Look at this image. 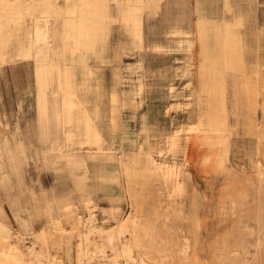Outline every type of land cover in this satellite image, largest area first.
<instances>
[{"label":"rangeland","instance_id":"374dc122","mask_svg":"<svg viewBox=\"0 0 264 264\" xmlns=\"http://www.w3.org/2000/svg\"><path fill=\"white\" fill-rule=\"evenodd\" d=\"M74 2L82 8L84 26L94 29L86 33L109 34L111 21L106 0ZM231 3L235 11L240 9L246 14L244 28L249 50L245 60L250 67L247 75H255L257 46L259 84L263 89L254 77L234 79L233 88L227 93V131L216 134L210 145L197 147L190 142L186 148L190 161L187 164L180 152L169 147L167 139L173 131L195 121L196 103L189 95V78L182 72L186 54L177 38L167 39L166 32L173 26L204 30L213 25L212 20L197 15L199 12L217 20L220 39L225 42L224 49L218 48L219 54L222 53L220 69L226 75L232 67L231 54L236 57L240 53L231 41V36L236 34L234 23L242 22L239 13L235 17L226 11V1L151 0L140 9L144 27L142 47H126L115 62L107 58L99 64L92 80L100 85L98 123L103 130L104 144L109 147L105 152L110 157L84 156L88 176L84 192L75 184V178L84 169L72 170L63 160L50 162L51 158L44 155L47 143L38 137L33 68L30 62H20L19 58L29 47L35 29L33 16L21 20L20 15L32 12L34 7L25 2L15 14L0 16V149L3 153L0 178L7 181L0 183V222L10 229V243L24 255L27 247L43 251L45 257L39 258V264L51 258L55 264H101L104 260L91 245L84 248L78 263L79 232H85L84 226L92 224L115 225L122 217L138 211L148 229L142 246L132 251L135 264H264V0H231ZM138 31L134 33L137 39L142 34V30ZM79 34L88 39L85 34ZM116 34L114 30L113 37ZM154 44L163 45L164 49L155 51ZM89 63L95 64L93 59ZM115 67L121 75L118 91L130 90L137 103L119 109L120 128L111 134L107 121ZM76 77H82L80 72ZM91 107L89 103L88 108ZM16 144H22L23 151H17ZM71 150L85 154V149L78 148L77 144ZM139 150L183 171L186 177L180 188L165 184L160 176L150 175L148 179H139L132 186L131 195L127 194L117 159H125ZM207 153L212 158L209 163H203L201 158ZM105 174H114L116 179L100 178ZM85 193L92 201L94 214L89 221L85 220L88 212L81 206V196ZM14 200L23 210L19 214ZM65 200L72 203L70 216L64 215L61 209ZM45 204L50 207V216L36 213L26 224L22 218L33 215V206ZM76 217L82 223H76ZM50 218L57 219L59 229H47L52 241L43 243L31 232L51 226ZM21 222L26 227L32 223V231L24 229ZM90 238L99 245L97 234ZM6 239V234L0 232V242ZM104 250L106 255H111L109 248ZM119 260L123 262L122 258Z\"/></svg>","mask_w":264,"mask_h":264},{"label":"bare ground","instance_id":"6f19581e","mask_svg":"<svg viewBox=\"0 0 264 264\" xmlns=\"http://www.w3.org/2000/svg\"><path fill=\"white\" fill-rule=\"evenodd\" d=\"M56 1L58 0H0V16L15 14L19 6L25 2L31 3L35 8L40 2L53 4ZM221 1L227 2L226 11L232 12L235 17H237L238 13L240 14L238 18L243 24L242 41L246 53L249 50L246 43V30L244 28L246 14H243L240 9L235 11L231 0ZM197 15L204 16L214 22L204 34V49L206 53L216 38L218 21L207 17L201 12L197 13ZM66 19L65 14H61L58 17L50 18L44 16L43 24L41 25L36 21L30 45L23 55L26 58L33 57L36 53L42 55L43 61L35 62L32 70L35 86L34 107L38 137L42 142L47 143L44 155H46L45 157H49L48 159L51 158L50 162L52 163L63 160L72 170L77 168L84 169L83 174L75 178L77 189L84 192L85 180L88 177L84 166L86 157L88 158L93 155H107L110 157V154L105 152V149H109V147L104 144L103 130L98 123V119L100 118L98 104V100L101 98L100 85L98 81L93 83L92 80L97 68L100 67L99 64L105 62L107 58L115 62L119 58L120 51H123L126 47L141 48L144 39V28L142 34L140 33L139 35V39H137L128 21L119 16L112 17L108 48L91 49L87 47V40L76 30L68 26ZM171 28V30L166 32L169 35L167 39L169 37L173 39L177 38L178 45L183 48L186 54V61L182 72L185 77L189 78L191 85V93L189 95L195 99L196 107L194 108V112L196 119L194 122L173 131L169 135L167 142L169 147L174 151L180 152L183 155L184 161L189 164L190 161L187 159L188 154L186 151L188 144L192 142L197 147L200 144L210 145L216 134L227 131L229 115L224 108L220 110H213L211 108L212 95L222 90L220 73L213 64L208 70L209 82L202 89L199 90L198 88L199 69L195 59L197 57L196 52L200 37L197 31L193 26L188 30L180 29L178 26ZM114 30H117L116 38L113 37ZM152 48L155 51H162L164 46L154 44ZM254 51L256 55L253 65V68L256 69H254V78L260 89H263L259 84L260 65L258 63L260 59L259 54H257V46ZM91 59L95 63L93 66L89 63ZM248 62H246V65L250 68ZM252 62L250 61V63ZM78 72L82 75L80 79L76 77ZM120 76L118 68L115 67L111 78L112 90L109 93L110 106L107 121V130L111 134L117 133L120 128L119 109L124 105L130 104L134 106L137 103L130 90L122 93L118 91ZM139 89L140 86L138 85ZM259 93H261V90ZM89 103L92 104L91 108H88ZM188 115L191 117L190 112ZM182 138H184V142ZM73 144H77V147L80 149H85V154L82 156V153L73 152L71 150ZM0 147L2 148V145ZM210 151L207 150V152ZM1 153L0 149V156ZM210 153L202 156L201 160L203 163H209L212 158ZM117 161L119 173L125 178V191L129 195H131L132 186L139 179H148L150 175L160 176L165 184L170 183L176 188H180V183H183L186 177V174L179 168L158 162L151 157L149 152L144 153L141 150L127 156L125 159H117ZM100 178L111 181L115 180L116 176L114 174H105ZM91 202L87 193L81 196V206L88 212V216L85 218L88 221L94 217ZM71 204V202L65 200L61 205L64 215L70 216L72 212ZM35 212H41L50 216V207L48 204H45L43 207L36 206ZM110 212H112V209ZM76 218V223H82L80 217ZM56 220L50 218L48 223L51 226L41 228L37 232L32 231V227L29 226L23 228L31 230V233L37 239L45 243L48 240L52 241V238L49 237L50 232H47V229H59ZM84 227L85 232H79L78 263H80L81 256L84 255V248H88L91 245L95 249H98L99 257L104 260L103 262L101 261V264H135L132 251L134 248L142 246V238L148 229L147 224L139 218L138 211H135L132 215L122 217L115 225L103 227L100 225L93 226L92 224L89 227ZM77 229L79 228L77 227ZM0 232L7 236L6 241L0 242V264H39V258L45 257L43 251L36 252L32 246L27 247L26 258L15 244L10 243L12 241H9L10 229L2 222H0ZM94 234H97L100 238L99 245H95L94 241L90 238ZM53 242L55 243V241ZM106 247L109 248L111 255L105 254L104 249ZM119 258H122L123 262ZM54 260L53 258L48 259L45 264H55Z\"/></svg>","mask_w":264,"mask_h":264},{"label":"crops","instance_id":"0c3cea01","mask_svg":"<svg viewBox=\"0 0 264 264\" xmlns=\"http://www.w3.org/2000/svg\"><path fill=\"white\" fill-rule=\"evenodd\" d=\"M106 6L109 9V15H110V21L112 17H121L122 19L126 20L129 22L131 25L132 31L135 33L139 32L138 30L143 31V22L141 23V12L140 9L144 8V6L148 5V3L151 0L147 1H141V0H106ZM78 4V3H77ZM80 11V12H79ZM80 13V14H79ZM143 13V11H142ZM61 14H65V17L67 18V23L68 26L74 30H76L79 33L85 34L87 39V47L91 49H106L108 48L109 41H110V36L109 34L106 33H98V34H92V33H86L89 31H94V29H88L84 24V19L81 17L82 14V8L78 7V5H75L74 0H58L55 3H46V2H40L30 13H24L20 15V19L22 20L23 18L28 19L30 16H33L34 19L32 20L33 27H35L36 21L39 23V25L43 24V17L45 16L46 18L50 17H58ZM13 19L17 18L19 19V16H12ZM126 22V24H128ZM245 24V23H244ZM234 25L236 27L233 28V30L236 31L235 36H231L232 43H236L238 48L240 49V53L235 57L234 54L230 56L232 60V67L230 72L226 75H224L220 69V59L222 53L219 54L218 48L224 49V40L220 39L219 36V30L217 29L216 32V38L214 40L213 45L209 48L208 52L205 53V32L208 29L200 30L198 28H195L199 35V45L197 48V57L195 59L196 63L198 64V69H199V78H198V88L199 90L202 89L208 82H209V74L208 70L210 66L213 64L216 68V70L219 71L220 73V83L222 85V90L215 94L212 95L211 97V108L213 110L217 109H222L226 112L229 110L228 106V89L230 90L233 88L234 84V79L238 78H243V79H250L251 77L254 76H249L247 75V65H246V60H245V46L242 41V29H243V24L240 23L239 21L235 22ZM139 26V27H138ZM220 27V24L218 28ZM140 28V29H139ZM111 29V22H110V28ZM34 30V29H33ZM139 34V33H138ZM31 41V39H30ZM226 41V40H225ZM30 45V42H29ZM221 51V50H220ZM218 52V53H216ZM9 58V57H7ZM20 62H30L32 67L35 62H42V55L40 53H36L35 56L26 58L24 55H19ZM18 58V59H19ZM2 60V58H0ZM5 61V60H4ZM231 76V77H230ZM233 80V81H232ZM17 145V151H23L21 149L22 144H16ZM85 169H86V163H84ZM87 170V169H86ZM0 183L4 184L7 183V181H4V179L0 178ZM13 203L19 207V203L17 200H14ZM35 208L33 206L32 214H28L27 218H22L26 221V224L29 223L30 220H32L33 216L36 214ZM1 210V209H0ZM17 213L19 214L20 211H23L20 207L18 210H16ZM26 211L28 213V208H26ZM23 227H26L25 222H21ZM29 227H32V223L30 224Z\"/></svg>","mask_w":264,"mask_h":264}]
</instances>
